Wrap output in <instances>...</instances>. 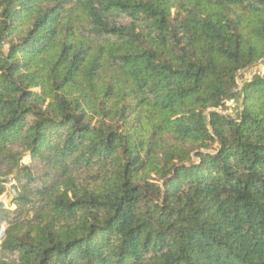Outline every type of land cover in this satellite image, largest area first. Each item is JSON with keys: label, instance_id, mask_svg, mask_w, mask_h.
Wrapping results in <instances>:
<instances>
[{"label": "trees", "instance_id": "trees-1", "mask_svg": "<svg viewBox=\"0 0 264 264\" xmlns=\"http://www.w3.org/2000/svg\"><path fill=\"white\" fill-rule=\"evenodd\" d=\"M258 63L264 0H0V264H264Z\"/></svg>", "mask_w": 264, "mask_h": 264}, {"label": "rangeland", "instance_id": "rangeland-1", "mask_svg": "<svg viewBox=\"0 0 264 264\" xmlns=\"http://www.w3.org/2000/svg\"><path fill=\"white\" fill-rule=\"evenodd\" d=\"M254 75H259L261 77H264V65L262 63H258L257 65L253 66L252 68H250V69L246 70L244 73H242V76H243V78L245 80L246 79H251ZM240 83H241V81H238L239 85H240ZM233 106L234 105H233L232 102H228L226 104V107L230 108V109H228L224 113L233 115L232 109H231V108H233ZM22 164L23 165H29L30 164V160L27 157H25L23 159V161H22ZM37 172L40 173V174L42 173L41 170H37ZM14 185H15V183H12V182L9 183V185L7 186V192L3 196H1L2 198L0 197V202H3L5 204V209H8V210H14L15 209V207L10 206V203L12 201H9V197L14 196L13 193L11 192V190H10V188L12 186H14Z\"/></svg>", "mask_w": 264, "mask_h": 264}, {"label": "water", "instance_id": "water-1", "mask_svg": "<svg viewBox=\"0 0 264 264\" xmlns=\"http://www.w3.org/2000/svg\"><path fill=\"white\" fill-rule=\"evenodd\" d=\"M5 180H6V181H10V180H11V177H9V178H7V179H5ZM10 190H11V192H12L13 195H14V196L9 197V201H12L13 198L17 196V194H16V191H15V187H14V186H12V187L10 188ZM4 209H5V204H4L3 202H0V211H1V210H4Z\"/></svg>", "mask_w": 264, "mask_h": 264}, {"label": "built area", "instance_id": "built-area-1", "mask_svg": "<svg viewBox=\"0 0 264 264\" xmlns=\"http://www.w3.org/2000/svg\"><path fill=\"white\" fill-rule=\"evenodd\" d=\"M6 228H7V225H6L5 222L0 224V244H1L2 240H3V238H4V233L6 231Z\"/></svg>", "mask_w": 264, "mask_h": 264}, {"label": "bare ground", "instance_id": "bare-ground-1", "mask_svg": "<svg viewBox=\"0 0 264 264\" xmlns=\"http://www.w3.org/2000/svg\"><path fill=\"white\" fill-rule=\"evenodd\" d=\"M2 198V197H1ZM2 200V199H1ZM11 209V208H10Z\"/></svg>", "mask_w": 264, "mask_h": 264}]
</instances>
